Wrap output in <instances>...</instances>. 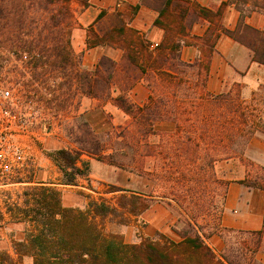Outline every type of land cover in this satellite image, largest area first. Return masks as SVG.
I'll use <instances>...</instances> for the list:
<instances>
[{
    "label": "trees",
    "instance_id": "1",
    "mask_svg": "<svg viewBox=\"0 0 264 264\" xmlns=\"http://www.w3.org/2000/svg\"><path fill=\"white\" fill-rule=\"evenodd\" d=\"M76 4L88 8L91 0H0V54L31 56L26 64L31 80L25 85L50 112L83 96L101 102L95 109L110 103L131 118L117 125L101 108L109 119L95 127L82 112L73 135L76 148L48 153L62 173L61 185H81L85 178L94 190L84 156L113 166L117 182L105 191L110 197L88 195L82 208L65 205L57 184L20 179L28 185L18 199L4 200L5 209L0 202V220L9 215L25 224L26 236L15 242L17 258L0 249V264H20L25 256L32 257L31 264H264V227L242 230L222 223L232 182L264 190V179H252L251 169L243 178L224 169L232 161L246 160L253 140L264 136V84L249 96L241 81L226 84L219 93L207 91L222 35L247 47L252 60L264 65V0H223L216 8L195 0H142L159 13L155 24L164 36L157 44L122 13L111 25L95 30L106 14L103 9L88 26L87 49L110 47L120 51V58L102 55L90 70L83 68L82 55L72 44ZM140 6L132 7L131 18ZM228 7L239 13L233 28L223 23ZM259 19L262 26L256 24ZM199 22L207 24L201 36L192 33ZM188 45L197 48V58L183 59L182 48ZM121 72L125 89L118 85ZM141 80L150 92L138 104L130 92ZM155 202L166 203L176 214L180 240L158 232L156 238L128 242L110 229L140 219L145 225L143 215ZM214 234L226 238L221 254L209 243ZM231 234L237 235L235 241Z\"/></svg>",
    "mask_w": 264,
    "mask_h": 264
},
{
    "label": "rangeland",
    "instance_id": "2",
    "mask_svg": "<svg viewBox=\"0 0 264 264\" xmlns=\"http://www.w3.org/2000/svg\"><path fill=\"white\" fill-rule=\"evenodd\" d=\"M199 3L216 8L217 3L213 0H195ZM76 17H77V25L75 28H79V25H81L79 21V16L81 14V11L83 8L80 6V4H76ZM147 6V5H146ZM132 7H127L124 11L121 10H110V9H104L106 11V14L104 17L95 24L94 29L97 31H100V29L105 28L109 25H111L117 18L120 13L123 14L124 18L127 21L132 22L134 18L132 17ZM227 9L225 11V14L223 16V23L226 25L225 16L227 17ZM132 19V20H131ZM133 27V26H132ZM74 28V29H75ZM88 29V28H87ZM136 29V28H135ZM91 37H94L93 34H90ZM88 36V32H87ZM146 38H148L146 35H144ZM75 38L79 42V45H85V38L86 36H72V40ZM85 47V46H84ZM98 53L103 52L102 55H113L114 58H120V51H114L110 47H101L98 46L97 48ZM184 47L182 48L183 52ZM82 55V66L84 69L90 70L93 69L92 67H87L83 65V52H77ZM13 53L5 51L4 53L0 54V81L2 83H5L6 81H13L15 82V89L14 94L19 97V110L21 112H32L35 115V119L33 120V125L31 126V129L28 131L29 133L23 136V144L25 147V153H26V161L23 167V170L19 173L14 175L13 177H10V179L6 182H4V185H0V202L2 204L3 209H5V201H8V196L11 197L12 200L9 202L18 199L23 195L24 188L27 187V183H21L19 180H29L34 179L35 181L39 182H49V183H55L57 180L62 177V173L58 166L54 163L52 158L48 155L49 151L54 150L58 147H69V148H76V144L74 143V134L76 131V123L77 121H81L80 114L82 113L83 109L92 106V104L87 103V100L83 96H79L77 98H74L70 101V104L67 105L65 109H59L57 112H50L51 110L47 108L46 104L42 100H38L37 95L32 92L27 85H25V81L31 80L30 72L28 71L26 61L31 56H28L26 53H23L22 55H12ZM191 54V52H190ZM35 55V54H34ZM189 55V53L185 54ZM199 55V52H198ZM197 58V57H196ZM195 59V58H194ZM193 60V59H189ZM131 73L134 75L138 74V71L132 72L133 70L130 69ZM60 79V78H58ZM119 88L125 89L127 86L126 81V75L121 72L119 76L117 77ZM24 82V84H23ZM233 83V80L231 77H229L226 80L227 85H231ZM57 84V83H56ZM55 85V83H53ZM141 85L145 86L148 90L149 94V86L147 85L146 81L141 80L138 81L134 86L133 90L130 92V99L138 104L144 103L145 99V90H139L141 88ZM35 86L41 90V93L47 98L51 97V94L47 93L45 89H42L41 86L35 83ZM138 86V88H136ZM135 88L137 90H135ZM143 89V88H142ZM146 90V92H147ZM147 98V97H146ZM81 100V104H78V100ZM86 100V104L85 101ZM109 113L113 116V123L115 124H124L131 120V118L126 115L122 110H117L115 106L112 104L109 107ZM108 115V114H107ZM79 117V118H78ZM91 119L92 124L97 127L100 126L103 119L108 118L105 114L101 112H94L91 116H89ZM109 119V118H108ZM264 137V136H258V138ZM258 148L262 149V147L251 144L248 150L245 153V159L244 161L236 160L232 161L229 164L224 166V169L230 176L243 178L245 175V170L251 169V178L256 179L257 181H263L264 179V164L259 163L257 160L253 159L250 154L254 151H257ZM101 163H104L105 170L102 168H98L101 173H105L106 179H98L94 178V182H92L90 178V184L92 185L94 191L95 189L98 190V186L101 187L102 191L99 193H94L92 189L88 187V189H79L77 192H75L74 188H65L66 190H62V196H63V202L65 205L69 204H75L73 206H78L85 208L90 200L88 195L99 198L101 196L104 197H110L111 194L105 193V191L108 189L110 183H116L117 182V176L118 171L111 165L100 161ZM221 169V167L218 168V170ZM91 170V167H90ZM263 178V179H262ZM83 183L85 185H89V182L83 178ZM249 194L244 193L242 195V201L243 203L248 200ZM157 203V202H155ZM154 203V204H155ZM163 203L167 206V208L171 211V221H173V224L176 222V214L171 210L169 205H167L164 202ZM9 216V215H7ZM10 217V216H9ZM127 226V232H125L124 238L128 241L132 242H139L142 239L146 238H152L147 237L144 234V229L146 227V224L143 225L142 219L135 221L131 225ZM111 230L120 231L123 228L121 225H109ZM26 228L27 226L22 223H15L11 220V218H8V221L5 222L0 220V249L8 251L11 255L17 258V254L15 252V242L18 240H21L25 238L26 236ZM174 228L175 224H174ZM177 231V229H176ZM218 235V234H216ZM221 236V235H219ZM226 236L228 237L229 234L227 233ZM232 241H235L237 238V235L231 234ZM157 237V233L153 236V238ZM221 238L224 241V247L226 244V238L225 236H221ZM210 244L214 249H217L216 245L213 244L212 241H210ZM224 249V248H223ZM223 252L220 251L218 254H221ZM264 254V253H263ZM262 255V254H261ZM33 262V259L31 256H25L21 259L20 264H31Z\"/></svg>",
    "mask_w": 264,
    "mask_h": 264
},
{
    "label": "crops",
    "instance_id": "3",
    "mask_svg": "<svg viewBox=\"0 0 264 264\" xmlns=\"http://www.w3.org/2000/svg\"><path fill=\"white\" fill-rule=\"evenodd\" d=\"M217 6L223 0H213ZM140 4V9L138 10L136 17L131 22V26L140 31V33L146 35L153 43H159L163 36L164 30L155 24V20L158 17V11L142 4V0H91V5L88 8H84L79 16V21L81 25L79 28L73 30V37L85 35L87 38V28L89 25L94 23L99 13L103 9L110 10H127L125 8L135 6ZM216 6V7H217ZM227 17L225 16V22L228 27H235L238 22L239 13L234 9V7H228ZM256 24L262 26V19L257 20ZM207 24L205 22L196 23L192 29V33L197 36H201L206 32ZM85 45H79L80 41L75 38L72 40L73 48L76 52H83V65L87 67L94 68L97 64L99 58L102 56L103 52L98 53V46L87 49ZM85 46V47H84ZM116 51L115 49L111 48ZM117 52V51H116ZM191 52V54H190ZM189 53V55H185ZM114 57L113 55H109ZM198 56V50L195 46H184L182 57L185 60L194 59ZM231 77L234 81H241L245 84V94L247 96L255 90H259L261 84H264V65L254 62L252 60L250 51L244 45L233 40L231 37L222 35L215 48V52L212 57L211 69L209 78L207 80V91L211 93H219L223 90L226 85V80ZM138 88V86L136 87ZM135 88V90H137ZM143 88V89H142ZM147 90L145 86L141 85L139 90ZM145 90V98L148 97V90ZM133 92L134 89H133ZM87 103L92 104L83 109L86 116H91L95 111L102 110L104 108L105 113L109 112L110 103L106 104L104 107L95 109V106L99 105L101 102L94 98L85 97ZM86 100L84 101L86 104ZM144 100V101H145ZM117 110H120L117 108ZM88 111V112H86ZM252 144H256L262 149L258 148L250 154L253 159L257 160L259 163L264 164V137H256ZM84 159L90 162V174L89 180L91 178L94 182V178L106 179L105 173H101L98 168L102 166L105 168L104 163L99 160L84 156ZM105 170V169H104ZM61 177L55 182L61 190H66L65 188H74L75 192L79 189H88V186L83 183L81 179V185L67 186L59 184ZM87 180V179H86ZM88 181V180H87ZM101 187L98 186V190H93L94 193H101ZM244 193L249 194L248 200L245 203L242 201V195ZM69 204L68 206H73ZM9 216L6 215L5 222L8 221ZM143 219L146 223L144 229V234L147 237H153L158 232H163L175 240H180L181 236L174 228L173 221H171V211L163 203H155L153 206L145 212ZM222 223L227 228L242 229V230H259L264 227V190L262 189H249L247 186L240 184L238 182H232L229 185L227 200H226V211L223 216ZM127 232V226L123 225L121 233ZM128 241L127 239H125ZM213 244L216 245L217 249H214L217 253L222 251L224 248V241L219 235H212L209 238ZM132 242V241H128ZM211 245V244H210ZM212 246V245H211ZM264 261V254L260 256Z\"/></svg>",
    "mask_w": 264,
    "mask_h": 264
},
{
    "label": "built area",
    "instance_id": "4",
    "mask_svg": "<svg viewBox=\"0 0 264 264\" xmlns=\"http://www.w3.org/2000/svg\"><path fill=\"white\" fill-rule=\"evenodd\" d=\"M14 85L13 81H0V185L23 170L26 153L22 139L35 119L31 111L19 110L20 99L14 94Z\"/></svg>",
    "mask_w": 264,
    "mask_h": 264
}]
</instances>
